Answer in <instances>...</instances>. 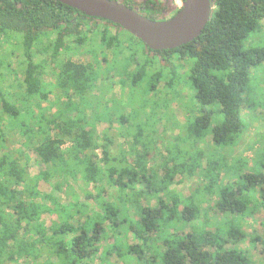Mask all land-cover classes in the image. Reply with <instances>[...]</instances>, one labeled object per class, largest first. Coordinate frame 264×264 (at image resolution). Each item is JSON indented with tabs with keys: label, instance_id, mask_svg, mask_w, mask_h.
Here are the masks:
<instances>
[{
	"label": "trees",
	"instance_id": "16d2710c",
	"mask_svg": "<svg viewBox=\"0 0 264 264\" xmlns=\"http://www.w3.org/2000/svg\"><path fill=\"white\" fill-rule=\"evenodd\" d=\"M116 1L152 21L168 20L180 10L173 0ZM212 1L211 19L197 39L153 51L119 25L56 0H0V52L6 59L16 50L21 53L24 85L20 105L0 94V264L45 257L48 264H92L98 257L109 263L115 254L138 262H149L146 255L151 254V264H255L239 248L248 237L239 218L264 212V147L248 173H242L246 160L231 168L225 157L214 155L238 145L246 130L243 111L250 105L245 95L252 71L264 63V48L243 44L264 20V0ZM86 48L95 52V64L74 61ZM180 66L189 69L187 81L200 108L196 118L198 112L187 111L179 125L175 148L189 159L174 155L150 167L149 148L157 143L149 136L147 143L144 135L159 128L157 114L146 113L148 98L136 102L134 95L147 85L149 94L156 93L164 72L165 87L174 88ZM47 76L55 82L47 83ZM116 76L124 89L130 88V104L98 95L112 89ZM50 94L56 100L49 111L33 119L32 102L41 109ZM116 121L118 136L135 134L128 150L115 146L111 131ZM98 123L110 127L100 134ZM16 135L25 151L9 146ZM208 136L215 151L202 168L197 156L185 150L202 148ZM31 151L45 167L35 177L29 173ZM197 168L209 199L202 198L203 191L189 198L176 194L175 177H192ZM162 169L167 172L163 177ZM233 170L235 178L225 183ZM41 180L56 181L51 193L38 189ZM47 214L56 215L50 227L43 221ZM251 243H260L264 256V236L255 235Z\"/></svg>",
	"mask_w": 264,
	"mask_h": 264
},
{
	"label": "rangeland",
	"instance_id": "374dc122",
	"mask_svg": "<svg viewBox=\"0 0 264 264\" xmlns=\"http://www.w3.org/2000/svg\"><path fill=\"white\" fill-rule=\"evenodd\" d=\"M143 1V0H140ZM173 3L176 7L181 8L184 5L183 0H173ZM166 8L170 9L171 4H169ZM112 32L115 34V30L112 29ZM3 40V39H2ZM14 44L17 43L16 39L12 40ZM245 49H262L264 48V20L260 24V28L255 32L251 33L249 37L244 41L243 44ZM88 48V47H87ZM83 50L77 57H74V61L77 63L83 64H95L94 62V53H89V49ZM87 51V52H86ZM107 58L109 60L113 59V55L111 52H105ZM104 53L101 54L103 57ZM22 55L16 50L14 52V56L6 59L5 55L0 52V94L4 95L6 99L15 101L18 105L21 104L19 96L23 91V72H22ZM158 70V66L154 67L153 70ZM150 70V71H153ZM153 73V72H151ZM188 73L189 69H186L180 66V74L178 77V84L175 85L174 88L168 89L166 86V79L168 77V73H163V79L159 83L156 93L148 92V85L141 88L138 93L134 95V101L140 102L145 101L147 98L150 100L148 103V108L146 110L147 114H150L152 111H155L157 114L155 124L159 125L158 127H151L149 130H146L144 135V140L147 141V137L149 139H154L156 142V147L154 150L149 148V166H159L166 162L168 158H171L174 155L187 158L184 152L178 153L175 146L180 143L177 140V137L181 135V131L179 129V125H184L186 121L187 111L198 112V114L194 117L199 116V106H197L196 102L193 99L194 92L188 83ZM121 78L119 76L115 77V83L112 86V89L103 94L98 93V95L106 100H122L130 104L131 90L127 86L126 89L120 84ZM47 83L55 82L51 80L49 76L45 78ZM149 84V83H148ZM101 94V95H100ZM149 94V96H148ZM49 102H45L42 104L41 109L35 106V102H32L34 105L31 109L34 112V118L38 119L40 114H46L49 111L50 101L52 103L56 100L54 94L49 95ZM246 102L249 103L250 107L245 108L243 111V118L246 125L245 133L242 138L239 140L238 145L235 147H225L218 151H216L214 157L220 158L222 155L226 159V165L228 167H240L242 166L245 160L248 162V168L246 169L242 166V173L251 172V169L256 166V163H259L256 158V153L264 147V63L259 67L255 68L252 71L251 76V84L245 95ZM248 105V104H247ZM197 108V110H196ZM54 110L51 112L53 113ZM144 115V112L142 113ZM76 115V113H73ZM193 118V119H194ZM175 124H178V127H174ZM212 124H215L213 122ZM110 127L107 123H98L97 131L101 134L104 131L108 130ZM113 130L111 131V135L114 136L115 146L123 147L128 150V147L134 143V135L129 139L124 136H118L120 133V123L118 121L114 122ZM129 128V125L125 126ZM211 131V130H210ZM151 141H147L150 143ZM24 140L20 137V135H16V138L12 140L9 146H12L11 149L18 150L25 148L23 147ZM180 147H186L184 145H180ZM142 151V148L140 147ZM25 151V150H24ZM185 151L191 152L194 156L200 161L201 167H205V161L208 157L212 156L215 148L212 146V137L208 136L206 138V144L202 148H186ZM117 153V152H115ZM29 157V173L32 177L37 176L41 171L45 170V167L38 159L37 155L34 151L27 153ZM196 158V159H197ZM189 159V158H187ZM169 167H173V165L169 164ZM201 168H197L195 174L190 177L188 174L185 175H177L174 179V185L172 189L176 191V194H179L182 197L189 198L196 191H203L202 198L209 199V195L205 194L202 189V185L206 184V180L201 177ZM161 176L165 175L166 170L162 169L160 171ZM234 170L232 171V176H225L224 182L227 183L228 180L235 178L233 176ZM224 175V174H223ZM52 184V185H51ZM50 185L44 181H40L38 185V189L43 193H51L53 191V186L56 184V181L53 180ZM200 189V190H199ZM93 190V189H92ZM90 189V191H92ZM61 197L65 200L67 197L61 194ZM201 198V195L198 196ZM201 198V199H202ZM83 199V198H82ZM67 202V199L65 200ZM93 205V203H90ZM153 205L156 204V201H153ZM253 206V205H252ZM206 207V205H204ZM215 212H211V218L214 216ZM217 216V213H216ZM56 215H45L43 216V221L47 227H50L52 223L55 221ZM238 219V218H237ZM244 232L247 234V241L245 243H241L239 248H242L251 255L252 260L255 264H264V256L261 254L262 245L257 243L253 245L251 243V238L256 236L263 237L264 236V212L261 209H258L256 214L253 217L239 218ZM211 222L212 219H211ZM190 231V229H186L185 232ZM112 242V241H111ZM108 243V242H106ZM130 243L135 244L134 240L130 238ZM233 247V246H231ZM148 260H143L142 262H138L135 258L129 257L126 259L120 258L118 255H113L107 263L104 258L98 257L92 264H151L150 258L151 254L147 256ZM56 262L55 260H51V263ZM10 264H48L46 257L44 259L38 260L36 263L32 260H19L17 263Z\"/></svg>",
	"mask_w": 264,
	"mask_h": 264
},
{
	"label": "water",
	"instance_id": "95a60500",
	"mask_svg": "<svg viewBox=\"0 0 264 264\" xmlns=\"http://www.w3.org/2000/svg\"><path fill=\"white\" fill-rule=\"evenodd\" d=\"M88 17L104 19L141 40L153 51L187 45L206 29L213 12L212 0H184L178 13L165 21H152L116 0H56Z\"/></svg>",
	"mask_w": 264,
	"mask_h": 264
},
{
	"label": "flooded vegetation",
	"instance_id": "af4514ba",
	"mask_svg": "<svg viewBox=\"0 0 264 264\" xmlns=\"http://www.w3.org/2000/svg\"><path fill=\"white\" fill-rule=\"evenodd\" d=\"M137 4H140L141 1L140 0H135ZM171 14L167 15L168 17L170 16Z\"/></svg>",
	"mask_w": 264,
	"mask_h": 264
}]
</instances>
